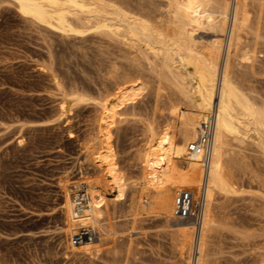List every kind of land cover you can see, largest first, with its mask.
<instances>
[{"label":"rangeland","instance_id":"obj_1","mask_svg":"<svg viewBox=\"0 0 264 264\" xmlns=\"http://www.w3.org/2000/svg\"><path fill=\"white\" fill-rule=\"evenodd\" d=\"M229 19L221 64L233 8ZM199 30L195 35L202 44L220 37L212 30ZM51 31L33 24L13 1L0 0V264H196L199 229L188 236V248L187 241L179 243L182 238L175 229V220H180L174 213L176 190L190 186L186 162H171L157 187L144 186L142 179L140 152L150 128L159 132L172 121L166 90L156 94L150 85L120 110L111 130L110 144L127 187L121 200H115L116 188H99L108 199V214L101 223L106 230L113 227L104 235L102 251H70L69 235L63 232L62 185L72 190V198L76 185L101 176L92 152L99 147L95 137L101 106L114 102L116 81L108 70L113 59L127 63L131 55L123 44L93 32L64 37ZM258 60L254 69L250 60L234 61L232 69L264 107V59ZM159 80L163 86L169 83L154 76L153 84ZM63 102L68 111L61 110ZM210 113L207 110L205 117ZM231 141L230 157L235 160L230 161V177L239 187L235 193L215 195L212 218L219 222L207 228L211 233H204L203 246L208 244L203 260L264 264V154L255 136L242 143Z\"/></svg>","mask_w":264,"mask_h":264},{"label":"bare ground","instance_id":"obj_2","mask_svg":"<svg viewBox=\"0 0 264 264\" xmlns=\"http://www.w3.org/2000/svg\"><path fill=\"white\" fill-rule=\"evenodd\" d=\"M11 1L18 6L21 14L40 28L58 31L57 33L60 32L64 37L93 32L116 44L121 43V46L123 44L126 46L123 48L131 55L127 63L113 59V63L109 65L108 71L116 81V87L112 93L114 102L112 104L104 102L101 106L97 137H95V143H98L99 147L97 146L98 149L94 152H92L94 149L90 151L93 153V161L99 168L101 176L94 180L87 178V182L82 181L89 183L91 216L88 221L91 219L94 222H100L108 212V199L100 192L101 185L116 188L115 200H121L125 196L127 182L125 176L119 172L115 161V152L110 144L111 130L119 118L120 110L134 103L147 85H150L152 92L156 94L166 90L168 94L166 97L170 100L168 109L172 121L159 132H155L152 128L149 130L146 146L140 152L144 186L157 187L167 166L171 162L181 161L186 162L190 187L200 185L201 164L198 157L192 158L187 155V146L196 138L201 123L208 118L205 117V112L211 110L214 113L215 131L204 190L206 203L203 217L198 225L189 221L175 220L177 221L175 229L181 235L179 239L182 238L180 242L178 240L179 243L182 240L188 243V236L194 229L197 231L199 229L196 264H206L202 250L203 247L206 250L205 245L208 244V239L203 246V237L206 229L215 221L213 216L216 214L211 211L215 195L235 193L239 187L231 179L232 174L230 177V172H234L230 168L233 166L230 164L232 161L231 140L242 143L245 139L255 136L264 154V107L261 105L263 103L258 104L259 100L252 96L253 91L250 94V90L244 89L245 85L243 87V84L239 83L238 74H234L232 69L234 61L237 62V60H250L252 69L255 62L260 61L258 59H262L263 62L264 54L261 58L259 54L264 52V0H234L233 2L231 0ZM231 8H233V23L225 62L222 61L223 64H221L222 42L227 31L228 20H230ZM199 29L212 30L211 32L218 33L220 37H215V40L206 42L207 44H204V41L202 44L195 35ZM122 56L126 59L124 55ZM146 69L150 72L149 74L146 73ZM154 76L158 79L163 77L169 83L163 86L161 79L160 83L157 82L155 85L153 84ZM61 110L68 111L65 102L61 104ZM66 185H62L64 188L63 209L66 215L63 232L69 235L77 230V222L73 217V199L70 195L72 190ZM167 220L172 219L167 217ZM218 222L215 221V223ZM112 228L108 225L107 230L111 231ZM107 230L104 229V235L109 234ZM208 231L211 233V229ZM207 236L206 234V238ZM105 237L82 245L67 246L70 247V251L97 255L102 251V240ZM187 245L189 247L190 244H186V248H188ZM180 246L182 250L184 246ZM189 252L191 251L188 250V254Z\"/></svg>","mask_w":264,"mask_h":264},{"label":"built area","instance_id":"obj_3","mask_svg":"<svg viewBox=\"0 0 264 264\" xmlns=\"http://www.w3.org/2000/svg\"><path fill=\"white\" fill-rule=\"evenodd\" d=\"M215 131V115L210 113L201 123L196 138L187 146V155L198 157L201 164V182L198 187H183L176 190L174 199L175 216L184 221L198 225L205 208V185L210 167L213 137ZM73 190V217L77 222V230L69 234L68 245L73 247L87 242L97 241L104 236L103 223L94 222L91 216L90 194L85 182H81Z\"/></svg>","mask_w":264,"mask_h":264}]
</instances>
